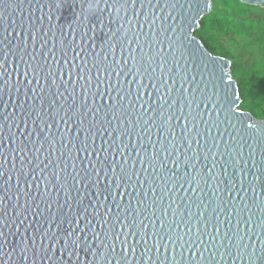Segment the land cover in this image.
<instances>
[{
  "label": "water",
  "instance_id": "1",
  "mask_svg": "<svg viewBox=\"0 0 264 264\" xmlns=\"http://www.w3.org/2000/svg\"><path fill=\"white\" fill-rule=\"evenodd\" d=\"M210 7L0 0V264H264V120Z\"/></svg>",
  "mask_w": 264,
  "mask_h": 264
},
{
  "label": "trees",
  "instance_id": "2",
  "mask_svg": "<svg viewBox=\"0 0 264 264\" xmlns=\"http://www.w3.org/2000/svg\"><path fill=\"white\" fill-rule=\"evenodd\" d=\"M211 1L194 35L210 53L230 60L240 109L264 120V16L250 17L252 6L240 0Z\"/></svg>",
  "mask_w": 264,
  "mask_h": 264
},
{
  "label": "rangeland",
  "instance_id": "3",
  "mask_svg": "<svg viewBox=\"0 0 264 264\" xmlns=\"http://www.w3.org/2000/svg\"><path fill=\"white\" fill-rule=\"evenodd\" d=\"M252 8L249 11V16L252 18H256L258 16H264V6H260V5H251ZM213 9V2L211 1V7H210V11ZM199 27V26H198ZM198 29V28H197ZM196 29V30H197ZM230 74L232 75V71L230 70ZM233 77V76H232Z\"/></svg>",
  "mask_w": 264,
  "mask_h": 264
},
{
  "label": "clouds",
  "instance_id": "4",
  "mask_svg": "<svg viewBox=\"0 0 264 264\" xmlns=\"http://www.w3.org/2000/svg\"><path fill=\"white\" fill-rule=\"evenodd\" d=\"M97 3H98V0H97ZM89 7L90 8H94L95 5L94 4H90ZM120 10H121L120 7L117 6L116 9H115L117 15L120 14ZM97 264H103V257L102 256L97 259Z\"/></svg>",
  "mask_w": 264,
  "mask_h": 264
},
{
  "label": "snow or ice",
  "instance_id": "5",
  "mask_svg": "<svg viewBox=\"0 0 264 264\" xmlns=\"http://www.w3.org/2000/svg\"><path fill=\"white\" fill-rule=\"evenodd\" d=\"M87 147H88L87 144H85V145H84V148L87 149ZM72 235H74V233H73ZM75 243H76V241H74V240H69V241L66 243L65 246L67 247V246L71 245V246L74 247V246H75ZM103 261H104V264H107V257H103Z\"/></svg>",
  "mask_w": 264,
  "mask_h": 264
}]
</instances>
